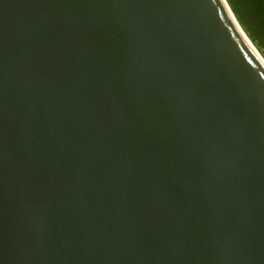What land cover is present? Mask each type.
Returning a JSON list of instances; mask_svg holds the SVG:
<instances>
[{
	"label": "water",
	"instance_id": "obj_1",
	"mask_svg": "<svg viewBox=\"0 0 264 264\" xmlns=\"http://www.w3.org/2000/svg\"><path fill=\"white\" fill-rule=\"evenodd\" d=\"M227 0H0V264H264V57Z\"/></svg>",
	"mask_w": 264,
	"mask_h": 264
},
{
	"label": "trees",
	"instance_id": "obj_2",
	"mask_svg": "<svg viewBox=\"0 0 264 264\" xmlns=\"http://www.w3.org/2000/svg\"><path fill=\"white\" fill-rule=\"evenodd\" d=\"M238 22L264 57V0H227Z\"/></svg>",
	"mask_w": 264,
	"mask_h": 264
},
{
	"label": "bare ground",
	"instance_id": "obj_3",
	"mask_svg": "<svg viewBox=\"0 0 264 264\" xmlns=\"http://www.w3.org/2000/svg\"><path fill=\"white\" fill-rule=\"evenodd\" d=\"M258 50V49H257ZM259 51V50H258ZM260 54V53H259Z\"/></svg>",
	"mask_w": 264,
	"mask_h": 264
}]
</instances>
